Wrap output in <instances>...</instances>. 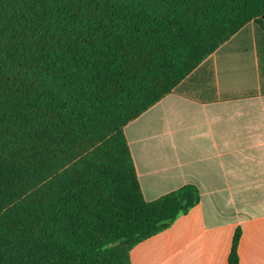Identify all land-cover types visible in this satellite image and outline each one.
I'll return each mask as SVG.
<instances>
[{
    "label": "trees",
    "instance_id": "trees-1",
    "mask_svg": "<svg viewBox=\"0 0 264 264\" xmlns=\"http://www.w3.org/2000/svg\"><path fill=\"white\" fill-rule=\"evenodd\" d=\"M263 15L264 0H0V264H132L198 206L194 185L144 199L124 129Z\"/></svg>",
    "mask_w": 264,
    "mask_h": 264
},
{
    "label": "crops",
    "instance_id": "crops-1",
    "mask_svg": "<svg viewBox=\"0 0 264 264\" xmlns=\"http://www.w3.org/2000/svg\"><path fill=\"white\" fill-rule=\"evenodd\" d=\"M144 199L201 201L140 243L132 264H264V27L250 22L124 129Z\"/></svg>",
    "mask_w": 264,
    "mask_h": 264
},
{
    "label": "water",
    "instance_id": "water-1",
    "mask_svg": "<svg viewBox=\"0 0 264 264\" xmlns=\"http://www.w3.org/2000/svg\"><path fill=\"white\" fill-rule=\"evenodd\" d=\"M262 20L264 21V15L262 16Z\"/></svg>",
    "mask_w": 264,
    "mask_h": 264
}]
</instances>
